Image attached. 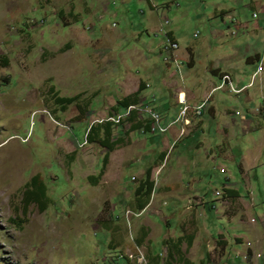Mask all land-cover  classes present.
<instances>
[{
    "label": "rangeland",
    "instance_id": "rangeland-1",
    "mask_svg": "<svg viewBox=\"0 0 264 264\" xmlns=\"http://www.w3.org/2000/svg\"><path fill=\"white\" fill-rule=\"evenodd\" d=\"M260 21L264 0H0V264H264V86L211 92L212 66L237 89L264 71L248 63L264 55ZM138 89L141 112L113 126L120 144L102 167L86 131ZM180 93L211 108L175 122ZM148 110L170 129L133 131ZM149 167L157 188L134 213ZM32 179L39 202L25 195ZM178 236L192 241L176 257Z\"/></svg>",
    "mask_w": 264,
    "mask_h": 264
},
{
    "label": "trees",
    "instance_id": "trees-1",
    "mask_svg": "<svg viewBox=\"0 0 264 264\" xmlns=\"http://www.w3.org/2000/svg\"><path fill=\"white\" fill-rule=\"evenodd\" d=\"M139 90L140 89H138V91H136L132 95L125 97L121 101H118L116 104V108H114L113 110H115L116 112L118 108L125 110L129 106L136 105L137 102L139 101L138 100ZM74 100H75L74 98L67 99V98L57 97L55 99V104L57 106H60L61 108H64L68 105H71L74 102ZM132 118H133V114H131L126 120L130 121L132 120ZM119 124L115 125L109 122H102L95 126L92 125L89 126V128L86 131L85 143L96 145L106 151L102 159V167H105V165L107 164L109 153H111L114 150V148L116 146H119L120 144L119 142L121 139L112 138L113 126L118 127ZM141 128H143L144 134L149 132L147 125L141 127L139 124L134 125L133 131L140 130ZM88 180L90 181L94 179L93 177H89ZM94 184L95 183H93V185ZM28 186L31 189L30 191H27V185H26L25 195L27 199H31L34 200L35 202H39L40 198H42L45 194L44 186L41 184H37L35 179H32V181L30 182V184H28ZM153 186H154V182L151 179V168H148L145 170L142 179L139 180L138 184L133 190L132 204L130 205L132 212L136 213L145 209V207L148 205L150 196L153 192ZM176 240L178 243L172 246L171 249L173 255L177 257L179 256L178 251H180V246L183 243L184 239L178 238ZM191 240L192 239H190L189 242H185L187 247H189V245L191 244ZM168 255L169 253L167 252V256Z\"/></svg>",
    "mask_w": 264,
    "mask_h": 264
},
{
    "label": "built area",
    "instance_id": "built-area-1",
    "mask_svg": "<svg viewBox=\"0 0 264 264\" xmlns=\"http://www.w3.org/2000/svg\"><path fill=\"white\" fill-rule=\"evenodd\" d=\"M164 48L166 50H168V51H173V50L177 49L178 46H177L176 42L170 36H167V41H166V44H165ZM261 72H262V66L260 64L257 67L256 72L251 76L249 85H247L245 87H242L240 89H236L233 86V82H232L231 78L228 75H223L221 77V79H220L219 85L213 91L224 90V91L229 92L231 94L238 95V94L242 93L243 91L249 89L253 85L256 77ZM181 104L183 105V107H182V109H181V111L179 113L178 119L175 122H177V121L182 119L183 123L185 125L189 124V121L186 118L188 113L194 114L195 116H201L202 111L204 109V103L201 104V105L195 106V107H190V106L186 105L184 102L181 103ZM137 111L141 112L138 109L137 106H135V105L134 106H129L126 109V112H123L121 114L113 115V116L109 117L106 120V122H109V123L117 125L120 122H122L123 120L127 119L131 114H133V113H135ZM145 113H147L148 116H150V124L148 125V130H149L150 134L156 133L157 131L160 132V133H165L167 131V128H161L159 126L160 117H159V115L156 112H153L152 110H148V111H145Z\"/></svg>",
    "mask_w": 264,
    "mask_h": 264
},
{
    "label": "crops",
    "instance_id": "crops-1",
    "mask_svg": "<svg viewBox=\"0 0 264 264\" xmlns=\"http://www.w3.org/2000/svg\"><path fill=\"white\" fill-rule=\"evenodd\" d=\"M252 3V2H251ZM253 4V3H252ZM260 27H263L262 29L260 28ZM254 29H255V31H258V30H260L261 31V34L263 35V37H264V24H261V21L257 24V25H255L254 26ZM167 35H169L174 41H175V38L171 35V33H168ZM263 57H260V55L259 54H257V53H255L253 56H251V57H248L249 58V61H248V63L250 64L253 60L255 61V60H257L258 58H262V59H264V55H262ZM258 61V60H257ZM256 61V62H257ZM251 64H254V63H251ZM212 71L214 72V74H217V76H218V78H220L222 75H224V74H226V75H231V73H229V72H226V71H221V68L219 67V66H217V65H215V66H212ZM229 75V76H230ZM260 78H259V83H260V85L261 86H264V71H262V73H260L259 75H258ZM231 78H232V75L230 76ZM232 81H233V79H232ZM143 88V85L141 84L140 85V88ZM149 88V86L147 85V89ZM147 89H144V90H142L141 91V89L139 90V95H138V100L140 99V97H142V99L141 100H145V98H144V93H145V91L147 90ZM181 95H183V99L182 100H179V97L181 96ZM179 101H185V103L187 104V105H189V106H191V107H193L194 106V104H192V103H190V101H189V103H188V101L186 102V97H185V94H183V93H180L179 95H178V98H177ZM177 100V101H178ZM179 101H178V104H179ZM263 103H264V99H263ZM209 108H211V107H209V106H207L206 107V111L209 109ZM193 117H195L194 115H192ZM202 116V115H201ZM200 116V117H201ZM249 114H248V120L246 119V117L244 118V121L242 120V123H244V124H248V123H250V119H249ZM196 118H199V117H196ZM187 120L189 121V123H190V125H191V121H192V117L190 118V115L188 114L187 115ZM176 121V120H175ZM173 123L174 122H172L170 125H173ZM182 123V122H181ZM189 125V126H190ZM192 127V126H191ZM190 127V128H191ZM194 128V127H193ZM198 128H200L199 126H198ZM170 129V126H168L167 127V130H169ZM197 129V128H196ZM224 129L225 130H227L228 131V125L226 124L225 126H224ZM181 130H183V131H185V129H181ZM188 130V127H186V131ZM195 129H192V131H190V133H193V131H194ZM167 132V131H166ZM184 133V132H183ZM182 133V134H183ZM190 133H187V137L190 135ZM172 136H171V138H172V140H173V143H174V145L175 144H177L179 141H181V136H180V133L179 132H177L176 134H171ZM175 147V146H174ZM173 147V148H174ZM169 150H170V148L168 149V150H165V151H161L160 152V154H159V157H158V161H159V163H164V162H168L169 161V158H170V154L173 152V149H172V151L170 152V153H168L169 152ZM180 158V157H179ZM150 168V167H149ZM154 169H156V168H154ZM154 169H152L151 168V176H152V171L154 170ZM144 175V174H143ZM142 179V178H141ZM156 188H157V184L156 183H154V186H153V192L152 193H154L155 191H156ZM225 190H226V192H227V194L229 195V197H232V196H239L238 195V192L237 191H235L232 187H228L227 186V188H225ZM178 238H183L184 240H183V243H185V242H189V240L190 239H192L191 238V236H186V237H184V236H178L177 238H173L172 240L170 239V241L169 242H171V245L172 246H174V245H176L178 242H177V240L176 239H178ZM262 240H263V238H261ZM192 241V240H191ZM186 244V243H185Z\"/></svg>",
    "mask_w": 264,
    "mask_h": 264
},
{
    "label": "clouds",
    "instance_id": "clouds-1",
    "mask_svg": "<svg viewBox=\"0 0 264 264\" xmlns=\"http://www.w3.org/2000/svg\"><path fill=\"white\" fill-rule=\"evenodd\" d=\"M167 36H169V35H167ZM175 42H176V41H175ZM176 44H177V43H176ZM171 52H172V51H171ZM172 59H173V62H175V59H174V58H172ZM175 64H176V63H175ZM260 64H262V63L259 62V63L257 64V67H258ZM261 66H262V65H261ZM257 67H256V69H257ZM177 68H178V65H177ZM262 71H263V67H262ZM255 72H256V71H255ZM255 72H254V73H255ZM254 73H253V74H254ZM261 73H262V72H261ZM253 74H252V75H253ZM224 75H226V74H224ZM252 75H251V76H252ZM222 76H223V75H222ZM222 76H221V77H222ZM228 76H229V75H228ZM221 77L219 78V82H220ZM229 77H230V76H229ZM230 78H231V77H230ZM250 79H251V78H250ZM231 80H232V78H231ZM232 82H233V81H232ZM254 82H255V81H254ZM249 83H250V82H249ZM218 85H219V84H218ZM248 85H249V84H248ZM253 85H254V83H253ZM253 85H252V86H253ZM245 86H247V85H245ZM245 86H242V87H245ZM252 86H251V87H252ZM216 87H217V86H216ZM216 87H215V88H216ZM251 87H250V88H251ZM215 88H213L211 92H213V90H214ZM236 89H237V88H236ZM247 90H248V89H247ZM245 91H246V90H245ZM243 92H244V91H243ZM240 94H241V93H240ZM234 95H235V94H234ZM238 95H239V94H238ZM183 102L185 103L184 100H183V101H179V105H181L182 107H183V105H182L181 103H183ZM203 103H204V109H203V110H205V108H206V101H203L201 104H203ZM185 104H186V103H185ZM201 104H200V105H201ZM186 105H187V104H186ZM135 106H138V105H135ZM188 106H189V105H188ZM196 106H198V105H196ZM190 107H191V106H190ZM193 107H195V106H193ZM180 111H181V110H180ZM179 113H180V112H179ZM133 114H134V113H133ZM188 114H190V113H188ZM202 114H203V111H202ZM202 114H201V115H202ZM192 115H194V114H192ZM112 116H113V115H112ZM194 116H195V115H194ZM110 117H111V116H110ZM178 117H179V116H178ZM195 117H200V116H195ZM186 118H187V116H186ZM176 120H177V119H176ZM105 122H106V121H105ZM182 122H183V120H182ZM174 123H175V122H174ZM146 125L148 126V125H149V122H148ZM186 125H188V124H186ZM142 132H143V131H142ZM182 133H183V132L181 131V134H182ZM148 134H150V133L148 132Z\"/></svg>",
    "mask_w": 264,
    "mask_h": 264
},
{
    "label": "bare ground",
    "instance_id": "bare-ground-1",
    "mask_svg": "<svg viewBox=\"0 0 264 264\" xmlns=\"http://www.w3.org/2000/svg\"><path fill=\"white\" fill-rule=\"evenodd\" d=\"M181 100H182V99H181ZM123 112H126V109H125Z\"/></svg>",
    "mask_w": 264,
    "mask_h": 264
}]
</instances>
